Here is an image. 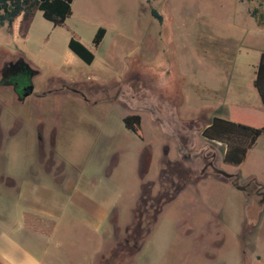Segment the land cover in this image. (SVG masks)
Listing matches in <instances>:
<instances>
[{
    "label": "rangeland",
    "instance_id": "374dc122",
    "mask_svg": "<svg viewBox=\"0 0 264 264\" xmlns=\"http://www.w3.org/2000/svg\"><path fill=\"white\" fill-rule=\"evenodd\" d=\"M71 9L61 25L35 10L0 27V78L19 59L37 70L25 99L0 85V174L18 184L34 169L46 181V168L78 175L107 214L94 264H264V205L229 180L239 173L264 185V133L239 164L201 135L230 106L242 121L264 123L252 84L264 0H74ZM98 27L106 31L95 47ZM71 37L93 51L90 64L69 50ZM13 75L20 94L28 77ZM130 113L141 117L142 139L123 125ZM145 182L152 195L161 183L177 187L135 251L124 229Z\"/></svg>",
    "mask_w": 264,
    "mask_h": 264
},
{
    "label": "crops",
    "instance_id": "0c3cea01",
    "mask_svg": "<svg viewBox=\"0 0 264 264\" xmlns=\"http://www.w3.org/2000/svg\"><path fill=\"white\" fill-rule=\"evenodd\" d=\"M46 169L51 181L37 169L19 184L0 174V264H94L106 211L79 188L78 175Z\"/></svg>",
    "mask_w": 264,
    "mask_h": 264
},
{
    "label": "trees",
    "instance_id": "16d2710c",
    "mask_svg": "<svg viewBox=\"0 0 264 264\" xmlns=\"http://www.w3.org/2000/svg\"><path fill=\"white\" fill-rule=\"evenodd\" d=\"M72 2L73 0H0V27L4 24L10 25L18 16L28 21L35 10H39L42 16L51 21L53 25H61L72 14ZM256 14L257 8L251 9L250 15L256 17ZM151 15L161 21V16L154 8L151 9ZM105 31L103 27L97 28L92 39L93 46L97 47L100 44ZM68 48L87 64H90L94 59L93 51L78 39L71 37L68 41ZM26 65L27 72L25 75L28 77L26 86H28L32 83L31 79L37 73V70L31 68L28 64ZM0 84H13L15 92L21 99L31 92L27 88L19 94V91H17L18 87L14 85L11 78H0ZM252 84L264 110V52L259 54ZM239 110V106H230L227 117L213 116L210 122L201 130V135L206 140L219 142L224 145L223 160L234 164H239L244 160L248 149L264 133V123L253 125L248 121H242ZM246 111L248 115L245 118L252 119L255 109L247 108ZM122 122L126 129L142 139L141 117L139 114H127L122 118ZM169 166H171L170 169L172 170L177 165ZM211 170L214 174L223 178L230 177L215 166H212ZM165 175L166 172L162 171V183H165ZM229 180L234 187L249 194L252 198L259 197V201L261 200L260 205H264V197H262L264 196V185L257 181L255 177L251 176L246 181H242L241 176L237 173ZM162 183L155 195L151 193L153 184L145 182L141 185L136 205L132 210L131 220L124 229L125 237L123 239V243L132 242L131 247L135 251L141 248L143 238L150 232L162 207L172 198V194L176 190L177 186L171 184L167 187ZM114 249L118 250L117 247Z\"/></svg>",
    "mask_w": 264,
    "mask_h": 264
},
{
    "label": "flooded vegetation",
    "instance_id": "af4514ba",
    "mask_svg": "<svg viewBox=\"0 0 264 264\" xmlns=\"http://www.w3.org/2000/svg\"><path fill=\"white\" fill-rule=\"evenodd\" d=\"M20 72L23 73V74H25L27 72V65L21 59L16 60L15 62H9L6 66H4V68L2 70V73H3L2 77H4V76H9V77L11 76L12 77V76H14L13 74H17V73H20ZM12 80H13L14 85L18 84V82H16V80L14 78H12ZM0 85H6V84H0ZM9 85H11L12 88H13V84H9ZM27 88H29L31 90V92L29 94L25 95L22 99H25V97H27V96H29L30 94L33 93L34 87H33L32 83L30 85L24 87L23 89H27ZM13 90H14V88H13ZM19 99H21V98H19ZM39 135H40V139H39L40 140V146H42L43 145V143H42L43 136H42L40 131H39ZM51 160H52V155H51V152H50L49 157L46 160L47 164H49ZM57 169H59V168H57Z\"/></svg>",
    "mask_w": 264,
    "mask_h": 264
}]
</instances>
